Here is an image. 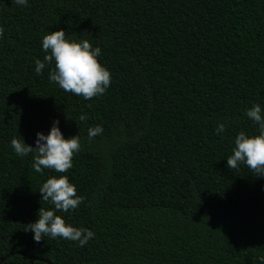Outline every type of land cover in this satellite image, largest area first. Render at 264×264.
Segmentation results:
<instances>
[{
	"label": "trees",
	"instance_id": "trees-1",
	"mask_svg": "<svg viewBox=\"0 0 264 264\" xmlns=\"http://www.w3.org/2000/svg\"><path fill=\"white\" fill-rule=\"evenodd\" d=\"M0 28L2 264H264V177L227 167L236 136L258 134L247 110L264 115V0H0ZM61 30L101 49L102 96L50 82L54 63L36 73ZM57 120L81 149L37 173L11 140L34 148ZM61 175L84 201L56 215L95 234L83 247L24 231Z\"/></svg>",
	"mask_w": 264,
	"mask_h": 264
},
{
	"label": "clouds",
	"instance_id": "clouds-1",
	"mask_svg": "<svg viewBox=\"0 0 264 264\" xmlns=\"http://www.w3.org/2000/svg\"><path fill=\"white\" fill-rule=\"evenodd\" d=\"M28 0H15L20 6H26ZM4 30L0 28V37ZM63 30L45 35L42 39V49L45 53L44 60L35 61L36 73L42 74L46 65L54 67L49 72V81L58 84L65 92L76 96H82L90 100L102 96L111 84V73L103 67L97 57L101 55L99 47L84 40L82 42L69 41ZM246 116L255 125H258V134L250 136L240 132L235 138V147L232 155L227 158V167L237 169L243 164L256 176L264 177V115H262L259 104L246 112ZM80 121H86L87 116L81 115ZM59 121H54L47 136L37 133L35 147L26 145L18 139L11 140V146L16 155L24 157L33 154L32 168L40 173L42 169H52L56 173H66L73 167L74 154L81 149L78 136L65 139L58 127ZM104 131L102 126H95L88 129V139L91 141ZM216 133L225 131L224 124H219ZM42 195V202L50 203L53 210L40 208L39 219L25 227V232L34 233V241L39 243L44 236L51 239L58 237L78 242L79 246H85L88 241L94 238V233L85 228H76L66 225L65 220L56 215L57 211L68 212L75 210L84 201V197L77 195L75 185L69 182L67 176L59 178L53 176L47 179L38 190Z\"/></svg>",
	"mask_w": 264,
	"mask_h": 264
},
{
	"label": "water",
	"instance_id": "water-1",
	"mask_svg": "<svg viewBox=\"0 0 264 264\" xmlns=\"http://www.w3.org/2000/svg\"><path fill=\"white\" fill-rule=\"evenodd\" d=\"M6 258H7V257L2 258V259L0 260V264H2V262L5 261ZM50 264H51V263H50Z\"/></svg>",
	"mask_w": 264,
	"mask_h": 264
}]
</instances>
